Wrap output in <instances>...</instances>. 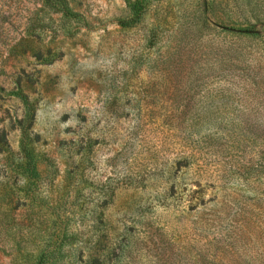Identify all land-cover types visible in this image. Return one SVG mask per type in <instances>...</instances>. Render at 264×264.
Here are the masks:
<instances>
[{
	"label": "rangeland",
	"instance_id": "rangeland-1",
	"mask_svg": "<svg viewBox=\"0 0 264 264\" xmlns=\"http://www.w3.org/2000/svg\"><path fill=\"white\" fill-rule=\"evenodd\" d=\"M0 264H264V0H0Z\"/></svg>",
	"mask_w": 264,
	"mask_h": 264
},
{
	"label": "trees",
	"instance_id": "trees-1",
	"mask_svg": "<svg viewBox=\"0 0 264 264\" xmlns=\"http://www.w3.org/2000/svg\"><path fill=\"white\" fill-rule=\"evenodd\" d=\"M5 138L4 135L0 136V151H2L3 146H5Z\"/></svg>",
	"mask_w": 264,
	"mask_h": 264
}]
</instances>
